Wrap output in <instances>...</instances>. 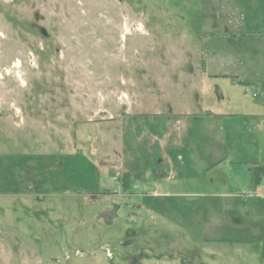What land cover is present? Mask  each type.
<instances>
[{"label":"rangeland","instance_id":"obj_1","mask_svg":"<svg viewBox=\"0 0 264 264\" xmlns=\"http://www.w3.org/2000/svg\"><path fill=\"white\" fill-rule=\"evenodd\" d=\"M0 264H264V0H0Z\"/></svg>","mask_w":264,"mask_h":264},{"label":"crops","instance_id":"obj_2","mask_svg":"<svg viewBox=\"0 0 264 264\" xmlns=\"http://www.w3.org/2000/svg\"><path fill=\"white\" fill-rule=\"evenodd\" d=\"M202 62H204V60ZM216 62H217V60H216ZM203 67H204V69L201 70L202 72L201 71H198V70L197 71L195 70V72L192 71V70L189 71V76L190 77L187 76V82H189L188 83L189 85H190V83L193 80L192 77H194V81L195 82L196 81L200 82L199 83L200 84L199 86L202 85V86H204V88H206L207 82H208V80H210V78H222V82H224V83L225 82L226 83H228V82H232V83H235V82H243V80L242 79H239V76L237 74H234L233 72H226V70H220L216 74H211L209 71H207L208 65L206 66L204 64ZM219 90H220V93L221 94L224 93L223 90H221V89H219ZM184 110H186V109H184ZM206 113L210 117L225 116L226 115V114H223V113L213 112L212 110H209ZM197 115H200L201 116L200 113H197V112H187V110H186L184 114H180L177 117H181V116L182 117H191V116L196 117ZM226 157H228V156H225L224 155V152L220 151L219 154L213 160V162H211L209 165L207 164L208 166H205V167L211 168L212 166H215V165H217L219 167H220V165H221V167H225L226 160H224V159H227ZM231 163L237 164L238 162L232 161ZM247 173H248V180H249V182H251V184H252V186L254 187V190H255V179H254V176H252L253 173H254L253 172V168L252 167H249V172H247ZM249 182H248V185H249ZM216 184H218V187H221V189H224V187L227 184H229V181L228 180H225V181L223 180L222 181V180L219 179V180L216 181ZM256 193H258V192H256ZM257 195H259V194H257ZM239 196L240 195H237V194L231 195L230 193H225V192L218 193L217 192V193H213V194L206 195V196H203V197H205V198H207V197H210V198H220L221 200H226V199H229V198L230 199L231 198H234V199L237 200L238 198H240ZM201 197H202V195L200 194L199 195V198H201ZM220 240H222V241H233L231 238H227V239H223V238L222 239H220V238H217V239L216 238H206V241H220Z\"/></svg>","mask_w":264,"mask_h":264},{"label":"trees","instance_id":"obj_3","mask_svg":"<svg viewBox=\"0 0 264 264\" xmlns=\"http://www.w3.org/2000/svg\"><path fill=\"white\" fill-rule=\"evenodd\" d=\"M256 169H257V168H256ZM254 179H256V178H255V175H254Z\"/></svg>","mask_w":264,"mask_h":264}]
</instances>
